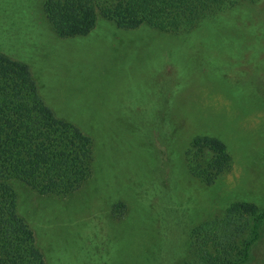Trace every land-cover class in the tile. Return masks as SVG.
<instances>
[{
	"label": "rangeland",
	"instance_id": "rangeland-1",
	"mask_svg": "<svg viewBox=\"0 0 264 264\" xmlns=\"http://www.w3.org/2000/svg\"><path fill=\"white\" fill-rule=\"evenodd\" d=\"M45 1L0 0V53L29 65L46 104L95 148L92 177L67 197L15 184L46 264H194L196 228L237 202L264 210V0L185 36L99 19L68 39ZM201 135L233 159L212 186L187 166ZM243 264H264V219Z\"/></svg>",
	"mask_w": 264,
	"mask_h": 264
},
{
	"label": "trees",
	"instance_id": "trees-1",
	"mask_svg": "<svg viewBox=\"0 0 264 264\" xmlns=\"http://www.w3.org/2000/svg\"><path fill=\"white\" fill-rule=\"evenodd\" d=\"M260 0H46L44 12L62 39L85 37L99 19L118 28L146 26L174 36ZM191 175L212 186L228 174L233 159L217 137L196 136L186 151ZM91 137L58 117L46 104L24 62L0 53V264H46L35 233L19 211L15 184L41 195L67 197L93 175ZM264 210L254 203L232 204L224 217L193 231L194 264H243L259 237Z\"/></svg>",
	"mask_w": 264,
	"mask_h": 264
}]
</instances>
